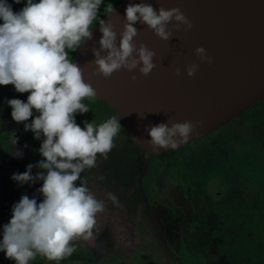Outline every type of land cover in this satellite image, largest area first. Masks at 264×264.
I'll use <instances>...</instances> for the list:
<instances>
[{"label": "clouds", "instance_id": "1", "mask_svg": "<svg viewBox=\"0 0 264 264\" xmlns=\"http://www.w3.org/2000/svg\"><path fill=\"white\" fill-rule=\"evenodd\" d=\"M14 2L19 4L21 0ZM102 3L104 0H26L25 7L14 13L7 0H0V85H13L18 93H30L26 103L8 100L11 116L17 123L26 122L35 109L39 115L30 124L25 123V131L33 132L35 139L44 137L39 149L44 159L29 164L24 173L12 175V180L21 185L43 181L38 189L43 201L38 204L36 198L22 196L3 228L0 252L15 264H30L37 256L59 264L76 251L74 241L93 238L97 214L105 210V202L90 191L81 173L96 167L98 155L107 158L122 129L117 116L99 125L85 121L83 128L76 123V113L90 110L85 99L92 100L97 94L84 81L82 68L69 59V50L75 51L92 39L90 29L98 20ZM106 11L112 13L113 6L108 5ZM125 21L118 45L113 24L98 21L102 38L99 49H92L95 59L90 63L96 66L93 75L110 78L122 69L130 73L138 69L147 77L157 67L153 62L155 52L142 43L137 47L134 41L139 35L133 26L137 21L164 42L173 37L174 31L187 32L194 26L180 8L165 9L161 5L157 11L146 2L129 4ZM194 54L199 63L184 69L188 78L195 76L200 64L213 62L203 47H197ZM175 75H181L180 68ZM136 79V75L131 76L133 82ZM201 124L170 119L146 128L151 139L145 142L157 152L175 149ZM11 143L15 146L17 140L13 138ZM13 154L23 155L20 151ZM33 167L43 171L33 176ZM108 199L119 206L113 193H108Z\"/></svg>", "mask_w": 264, "mask_h": 264}, {"label": "rangeland", "instance_id": "2", "mask_svg": "<svg viewBox=\"0 0 264 264\" xmlns=\"http://www.w3.org/2000/svg\"><path fill=\"white\" fill-rule=\"evenodd\" d=\"M117 1L104 0L98 19ZM7 3L18 13L26 0ZM29 95L16 92L13 85H0V241L22 196L43 201L38 192L43 181L21 185L12 180L36 158L43 160L34 133L27 135L24 127L35 115L17 123L8 105L11 99L26 103ZM239 118L234 135H223L227 126L220 127L199 142L201 152L181 162L149 155L121 131L123 147L146 167H109L108 156L98 155L96 167L81 173L90 191L105 202V210L97 214L93 238L74 241L76 251L59 264H189L186 258L193 264H264V98ZM25 137L32 139L33 158L23 147ZM169 163L173 167L154 168ZM41 171L33 167L31 174ZM217 175L223 191L218 200L206 189ZM109 192L117 196L119 206L108 199ZM0 264L15 261L0 252ZM30 264L56 262L37 256Z\"/></svg>", "mask_w": 264, "mask_h": 264}, {"label": "water", "instance_id": "3", "mask_svg": "<svg viewBox=\"0 0 264 264\" xmlns=\"http://www.w3.org/2000/svg\"><path fill=\"white\" fill-rule=\"evenodd\" d=\"M146 2L159 10L180 8L193 22L191 31H174L167 42L158 39L145 24L137 21L134 41L155 52L157 67L147 76L120 70L110 78L93 75L96 66L92 49H99L102 38L99 23L90 29L92 39L82 43L72 62L82 68L83 79L96 90V98L106 102L117 114L123 131L150 154L146 128L161 123L202 121L189 140H198L224 126L264 98V0H122L103 20L110 21L117 33V45L129 4ZM172 25L169 24V29ZM203 47L213 62L200 64L194 77L184 69L199 63L194 52ZM106 54V53H105ZM142 66V65H141ZM181 69L176 76L175 70ZM136 75L135 82L131 76ZM143 116V117H141ZM175 148V149H177Z\"/></svg>", "mask_w": 264, "mask_h": 264}, {"label": "flooded vegetation", "instance_id": "4", "mask_svg": "<svg viewBox=\"0 0 264 264\" xmlns=\"http://www.w3.org/2000/svg\"><path fill=\"white\" fill-rule=\"evenodd\" d=\"M121 1L122 0H118L117 3H115L114 5L119 4ZM107 13L108 12L106 11L97 21H95L93 23V25L99 23L98 21L100 19H103ZM73 52L74 51H71L69 53V59L70 60H72ZM84 103L89 106L90 110L87 113H84V114H80V113H76L75 114L76 123L81 128L84 127V122L85 121H87L89 123L94 121V123L96 125H99V124L105 122L107 119H109V118H111L113 116H117L116 112L106 102H104V101H102L100 99H97V98H94L92 100L85 99ZM262 111L263 110H259L257 112V114H261ZM33 114L35 115V117H37L39 115V113L35 109H33ZM241 115H243V113ZM241 115L235 117L234 119L229 121L227 124H225L227 126V128H226V130H224L223 135H226V136L234 135L233 131L237 127V124H238V122L241 119V118H239ZM121 129H122V127H121ZM227 130H228V132H227ZM121 131H123V129ZM25 132H26L27 135H29V134L33 135V132H31V131H25ZM206 136L202 137V138H200L198 140H194V141H192L190 143H187L185 146H183L181 148L174 149V150L169 151V152H167L165 154H160V155L150 154V153H148V154L152 155V156H155V157H159V158H161V160H165V159H169L170 160V159H172V160H174V162H176L179 159L178 161L181 162L182 161L181 159L185 160V159L190 158L189 159V161H190V160H192L193 156L197 155L199 152H201L203 150L204 147L200 146L199 142L202 139L206 138ZM23 140H24L23 147H25L29 151L30 157L33 158L32 151L35 150V148H34V146L32 144V139H27L25 137V138H23ZM43 140H44L43 136H41L40 139H36V145H35L37 147L36 149H40ZM113 143H114V147L107 154L108 161H109V167H146L145 164H144V161L142 159H140L138 157H134L133 154H131V149L130 148H124L123 147L121 133H118L116 135V137L114 138ZM137 147H139V146H137ZM181 150H183V151H181ZM176 153H179L178 158L177 157H173L174 158L173 159L172 156H170V155L174 154V156H175ZM37 159H38V162H37ZM35 161H36V163L33 162L34 165L38 164L41 161V159L36 158ZM152 167H154V166H152ZM169 167H173V164L169 163L166 166L165 165H161V166H159V168H157V167H154V168H155L156 171H159L161 169L162 170L168 169ZM216 178L217 179H215V180L213 178H211V180H209V182L207 183L206 189H207L208 192H210V194L213 197V199L218 200V199H221L223 191L221 190V182L219 180V176L217 175ZM130 196H131V194H130Z\"/></svg>", "mask_w": 264, "mask_h": 264}, {"label": "trees", "instance_id": "5", "mask_svg": "<svg viewBox=\"0 0 264 264\" xmlns=\"http://www.w3.org/2000/svg\"><path fill=\"white\" fill-rule=\"evenodd\" d=\"M9 1V0H8ZM34 2V1H33ZM21 4H23V3H25V0H21V2H20ZM253 107V106H252ZM251 107V108H252ZM186 254L187 253H185V252H183V255L186 257ZM186 261L189 263V264H191L192 263V259L191 258H186ZM193 264V263H192Z\"/></svg>", "mask_w": 264, "mask_h": 264}]
</instances>
